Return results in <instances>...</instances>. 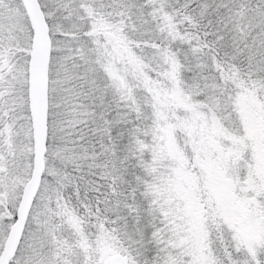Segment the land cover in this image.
I'll use <instances>...</instances> for the list:
<instances>
[{
  "label": "snow or ice",
  "instance_id": "snow-or-ice-1",
  "mask_svg": "<svg viewBox=\"0 0 264 264\" xmlns=\"http://www.w3.org/2000/svg\"><path fill=\"white\" fill-rule=\"evenodd\" d=\"M0 264H264V0H0Z\"/></svg>",
  "mask_w": 264,
  "mask_h": 264
}]
</instances>
